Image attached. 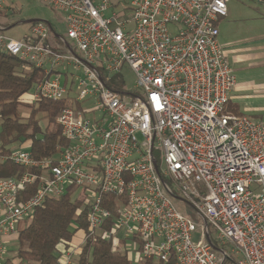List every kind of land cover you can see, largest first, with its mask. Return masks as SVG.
Here are the masks:
<instances>
[{
    "label": "built area",
    "instance_id": "obj_1",
    "mask_svg": "<svg viewBox=\"0 0 264 264\" xmlns=\"http://www.w3.org/2000/svg\"><path fill=\"white\" fill-rule=\"evenodd\" d=\"M17 1L0 0L4 21ZM39 1L64 32L39 19L12 38L0 20V53L44 74L34 100L69 97L56 117L69 145L44 158L0 148V163L25 169L0 177V264L16 225L72 185L89 234L113 219L104 232L113 249L155 263L264 264V123L223 112L235 84L218 41L228 0ZM124 66L134 89L108 86ZM90 97L92 109L76 107Z\"/></svg>",
    "mask_w": 264,
    "mask_h": 264
},
{
    "label": "trees",
    "instance_id": "obj_2",
    "mask_svg": "<svg viewBox=\"0 0 264 264\" xmlns=\"http://www.w3.org/2000/svg\"><path fill=\"white\" fill-rule=\"evenodd\" d=\"M123 1L111 3L116 8L126 5L129 0ZM43 78L44 74L30 64L0 53V148L3 153L23 148L29 149L36 158H44L57 154V148L61 150L69 145L61 135L56 117L71 100H34L33 89ZM107 85L113 89L121 88L119 75H115ZM226 104L224 113L239 114L227 110ZM75 105L80 107L79 102ZM22 108L28 113L23 114ZM24 170L9 161L0 163V177H13ZM76 191L77 187L72 185L61 196L47 198L37 207L17 233L16 262L4 259L1 264H57L60 256L72 247L79 249L72 264H132L130 255L113 249L111 238L104 236L113 219L94 234H89L86 221L88 205L82 197L73 195ZM103 199L106 201L104 204L113 209V196H104ZM76 237L84 239L80 247L75 243ZM145 264H150V261H145Z\"/></svg>",
    "mask_w": 264,
    "mask_h": 264
},
{
    "label": "crops",
    "instance_id": "obj_3",
    "mask_svg": "<svg viewBox=\"0 0 264 264\" xmlns=\"http://www.w3.org/2000/svg\"><path fill=\"white\" fill-rule=\"evenodd\" d=\"M258 2L264 4V0ZM241 7L244 9L233 12V6L229 10L227 4V14L217 24L219 44L235 76L226 108L249 117H261L260 112L264 110V13L250 10L248 4Z\"/></svg>",
    "mask_w": 264,
    "mask_h": 264
},
{
    "label": "rangeland",
    "instance_id": "obj_4",
    "mask_svg": "<svg viewBox=\"0 0 264 264\" xmlns=\"http://www.w3.org/2000/svg\"><path fill=\"white\" fill-rule=\"evenodd\" d=\"M115 1H119L120 3L124 2L123 0H110V2H112V3H114ZM227 4H228L229 10L233 6V8H232L233 12H238L239 10L244 9L241 7V5L248 4L249 6H251L250 10L257 11L258 14L264 13V4L258 2V0H229ZM246 11H248V10H246ZM30 19L44 20L47 23L51 24L58 33L64 32L63 25L59 22V20L56 16V13L54 11H52V9L49 6H47L45 3H43L39 0H18L17 4L14 7V12L10 13L7 16V20H5V21L2 19H0V20L5 23L4 28H6V29L4 30V32L7 36L12 37V38H19L23 34H25L29 31V26H30L31 22H26V20H30ZM221 48H222V46H221ZM222 50H223V48H222ZM119 78L121 79V87L122 88H124V89L127 88L129 90L134 89V87H135L134 86L135 85V73L128 66H124L122 68ZM66 98L68 99L69 97H66ZM67 103H69L68 100H67ZM95 104H96L95 98L90 97L87 100L81 102L80 107H81V109H87L88 110V109H92L95 106ZM21 111L23 114L28 113V110L24 109V108H22ZM97 113L98 112H96V114ZM260 113L262 114L261 117H251V116L250 117L264 123V110H262ZM8 146H13V145H8ZM13 147H15V145ZM73 195L74 196H78V195L81 196L79 189L76 192H74ZM176 202L185 214H187L189 217H191L194 221L201 222V219L197 215H195V213H194L193 209L190 207V205H188L184 201H181L180 199H176ZM28 221L29 220L20 221L16 225L15 233L7 236L4 239V243H5V252L3 255V260L5 259L4 261L12 260L13 262H16V259L14 256L16 254V248H17V233L21 228H23L26 225V223ZM197 236H198V234L196 233V234H194L193 238L196 239ZM75 243H79L78 247H80L83 243V238L82 237L81 238L76 237ZM127 244H129V242H127ZM119 250L120 251H126L127 254L130 255V258L132 260V264H136L138 262H140V264H145V261L149 262L148 260H144V261L142 260L141 261L139 258V255L135 251H132V253L130 254L129 252H131V251L125 250V247H119ZM72 259L74 262L76 260V255H74ZM150 264H157V263L150 261Z\"/></svg>",
    "mask_w": 264,
    "mask_h": 264
},
{
    "label": "water",
    "instance_id": "obj_5",
    "mask_svg": "<svg viewBox=\"0 0 264 264\" xmlns=\"http://www.w3.org/2000/svg\"><path fill=\"white\" fill-rule=\"evenodd\" d=\"M36 20H39V19H30V20H26V22H34Z\"/></svg>",
    "mask_w": 264,
    "mask_h": 264
}]
</instances>
